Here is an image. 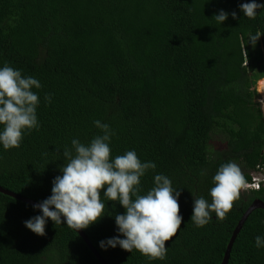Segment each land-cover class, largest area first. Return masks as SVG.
<instances>
[{"label": "trees", "instance_id": "obj_1", "mask_svg": "<svg viewBox=\"0 0 264 264\" xmlns=\"http://www.w3.org/2000/svg\"><path fill=\"white\" fill-rule=\"evenodd\" d=\"M246 0H0V67L5 63L37 78L39 127L19 148L0 146V185L41 202L60 175L62 149L87 143L110 125L111 155L134 149L157 167L141 178V194L163 173L181 189V227L166 241L163 260L99 247L116 236L115 214L106 213L83 231L107 264H221L233 230L261 190H242L223 219L197 227L194 197L209 201L213 176L235 162L246 180L264 166V121L256 81L264 75V9L243 16ZM264 3V0H258ZM235 11L219 24V10ZM248 43V44H247ZM45 94H52L51 102ZM216 142L223 148H214ZM60 149L61 155L57 152ZM103 190L101 191V194ZM115 204V208H113ZM41 214L0 192V264H102L74 229L50 219L45 235L25 227ZM264 209L254 210L238 234L228 264H264ZM123 238V237H121Z\"/></svg>", "mask_w": 264, "mask_h": 264}, {"label": "clouds", "instance_id": "obj_2", "mask_svg": "<svg viewBox=\"0 0 264 264\" xmlns=\"http://www.w3.org/2000/svg\"><path fill=\"white\" fill-rule=\"evenodd\" d=\"M259 9H264V3L258 0H246L239 5L243 16L250 19L256 18ZM229 15L238 19L235 11L229 13L223 9L212 18L223 24ZM262 34L264 32L250 33L248 43L255 45ZM261 44L264 52L263 41ZM256 84V101L264 121V96ZM41 87L37 78L23 75L20 69L7 63L0 67V146L3 149L19 148L24 135L39 127L37 107L40 99L33 89ZM44 99L50 103L52 94H45ZM93 123L102 134L87 143L73 138L71 147L62 149L64 163L60 166L61 174L52 180L51 195L32 205L41 214L24 221L25 227L43 236L50 219L54 224L66 225L78 232L106 214L105 200L118 202L125 210L114 216L118 234L101 240L99 247L107 250L119 246L130 253L139 251L150 260L165 259L166 241L177 232L183 221L179 204L181 189L174 188L168 176L158 173L153 177L154 186L141 194V178L149 169L155 170L157 165L152 161H141L134 149L113 157L110 147L113 130L100 120ZM57 152L61 155L60 149ZM212 180L214 186L209 190L211 201L203 196L193 199L191 221L197 227L207 225L213 213L223 219L239 198L241 189H251L241 168L231 161L222 164ZM255 246L264 247V236L255 237Z\"/></svg>", "mask_w": 264, "mask_h": 264}, {"label": "water", "instance_id": "obj_3", "mask_svg": "<svg viewBox=\"0 0 264 264\" xmlns=\"http://www.w3.org/2000/svg\"><path fill=\"white\" fill-rule=\"evenodd\" d=\"M0 192L10 195L12 197H15L17 199H20L30 205H34L36 203H39L38 201H35L33 199H30L26 196L21 195L20 193L14 192L10 189L4 188L3 186L0 185ZM264 209V201L260 198H255L249 205V207L246 209V211L243 213L241 219L239 220L238 224L236 225L235 229L233 230L232 236L227 244V248L224 252V257L222 259L221 264H228L229 262V258H230V254L234 245V242L238 236V234L240 233V231L242 230L246 220L248 219V217L250 216V214L256 210V209ZM78 233L81 235V237L85 240V242L87 243L88 247L92 250V252L94 253V255L99 259V261L102 264H107L106 261L102 258V256L100 255V253L98 252V250L94 247V245L92 244L90 238L88 237V235L83 231V229L78 230Z\"/></svg>", "mask_w": 264, "mask_h": 264}, {"label": "built area", "instance_id": "obj_4", "mask_svg": "<svg viewBox=\"0 0 264 264\" xmlns=\"http://www.w3.org/2000/svg\"><path fill=\"white\" fill-rule=\"evenodd\" d=\"M264 186V166L258 164L251 172V179L248 181V188L261 189Z\"/></svg>", "mask_w": 264, "mask_h": 264}, {"label": "rangeland", "instance_id": "obj_5", "mask_svg": "<svg viewBox=\"0 0 264 264\" xmlns=\"http://www.w3.org/2000/svg\"><path fill=\"white\" fill-rule=\"evenodd\" d=\"M264 79V77L262 78V79H259L258 81H257V84H256V86L260 89V94L262 95V96H264V85H262L261 83V81ZM216 144V146H214V148H223L224 147V144L223 143H220V142H216L215 143Z\"/></svg>", "mask_w": 264, "mask_h": 264}, {"label": "bare ground", "instance_id": "obj_6", "mask_svg": "<svg viewBox=\"0 0 264 264\" xmlns=\"http://www.w3.org/2000/svg\"><path fill=\"white\" fill-rule=\"evenodd\" d=\"M261 82H262L261 84L264 85V79Z\"/></svg>", "mask_w": 264, "mask_h": 264}]
</instances>
